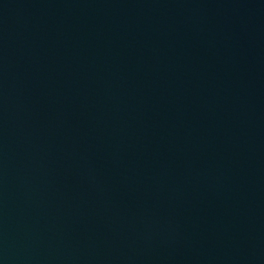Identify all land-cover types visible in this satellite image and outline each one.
Returning <instances> with one entry per match:
<instances>
[{"label": "water", "instance_id": "95a60500", "mask_svg": "<svg viewBox=\"0 0 264 264\" xmlns=\"http://www.w3.org/2000/svg\"><path fill=\"white\" fill-rule=\"evenodd\" d=\"M0 264H264V0H0Z\"/></svg>", "mask_w": 264, "mask_h": 264}]
</instances>
